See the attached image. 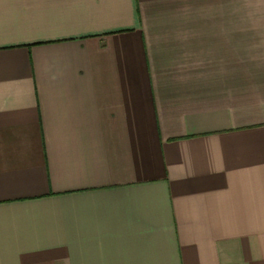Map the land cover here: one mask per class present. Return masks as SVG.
Returning <instances> with one entry per match:
<instances>
[{
	"label": "crops",
	"instance_id": "1",
	"mask_svg": "<svg viewBox=\"0 0 264 264\" xmlns=\"http://www.w3.org/2000/svg\"><path fill=\"white\" fill-rule=\"evenodd\" d=\"M0 264H264V0H0Z\"/></svg>",
	"mask_w": 264,
	"mask_h": 264
}]
</instances>
